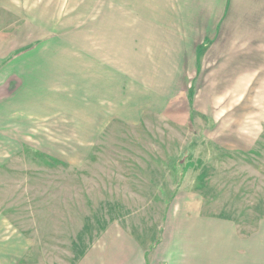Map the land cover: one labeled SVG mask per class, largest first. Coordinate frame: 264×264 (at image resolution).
Wrapping results in <instances>:
<instances>
[{
  "label": "crops",
  "instance_id": "0c3cea01",
  "mask_svg": "<svg viewBox=\"0 0 264 264\" xmlns=\"http://www.w3.org/2000/svg\"><path fill=\"white\" fill-rule=\"evenodd\" d=\"M149 117H204L261 156L246 150L264 133V0H0V256L25 245V145L74 172L113 123ZM168 207L149 257L114 222L77 264H264V217L240 229L186 190Z\"/></svg>",
  "mask_w": 264,
  "mask_h": 264
},
{
  "label": "rangeland",
  "instance_id": "374dc122",
  "mask_svg": "<svg viewBox=\"0 0 264 264\" xmlns=\"http://www.w3.org/2000/svg\"><path fill=\"white\" fill-rule=\"evenodd\" d=\"M170 119L165 126L157 117H149L148 127L113 123L95 154L75 159L74 172L65 159H34L35 148L25 145L36 190L23 201L25 245L13 244L12 255L0 256V264H77L114 222L132 232L149 257L179 190L200 195L205 213L233 218L243 230L247 223L254 226L264 217V133L246 150L261 154L253 161L244 158V150L217 143L221 128H207L206 118L190 117L185 124ZM35 205L41 210L36 218Z\"/></svg>",
  "mask_w": 264,
  "mask_h": 264
},
{
  "label": "trees",
  "instance_id": "16d2710c",
  "mask_svg": "<svg viewBox=\"0 0 264 264\" xmlns=\"http://www.w3.org/2000/svg\"><path fill=\"white\" fill-rule=\"evenodd\" d=\"M83 254H84V252H83Z\"/></svg>",
  "mask_w": 264,
  "mask_h": 264
}]
</instances>
